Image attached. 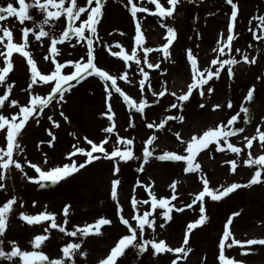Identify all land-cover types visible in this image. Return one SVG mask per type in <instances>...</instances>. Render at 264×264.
<instances>
[{
    "label": "rangeland",
    "instance_id": "1",
    "mask_svg": "<svg viewBox=\"0 0 264 264\" xmlns=\"http://www.w3.org/2000/svg\"><path fill=\"white\" fill-rule=\"evenodd\" d=\"M0 7V264H264V0Z\"/></svg>",
    "mask_w": 264,
    "mask_h": 264
},
{
    "label": "water",
    "instance_id": "2",
    "mask_svg": "<svg viewBox=\"0 0 264 264\" xmlns=\"http://www.w3.org/2000/svg\"><path fill=\"white\" fill-rule=\"evenodd\" d=\"M4 14V10L0 9V16ZM252 120V109L247 110V123H250ZM159 160H174L175 157L172 156H162L158 158ZM57 186V183L50 184L49 186H42L40 189L42 190H50ZM44 264V263H41Z\"/></svg>",
    "mask_w": 264,
    "mask_h": 264
}]
</instances>
